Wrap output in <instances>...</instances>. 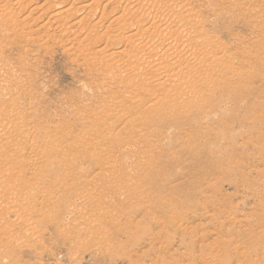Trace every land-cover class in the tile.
Wrapping results in <instances>:
<instances>
[{"label": "rangeland", "instance_id": "obj_1", "mask_svg": "<svg viewBox=\"0 0 264 264\" xmlns=\"http://www.w3.org/2000/svg\"><path fill=\"white\" fill-rule=\"evenodd\" d=\"M0 264H264V0H0Z\"/></svg>", "mask_w": 264, "mask_h": 264}, {"label": "bare ground", "instance_id": "obj_2", "mask_svg": "<svg viewBox=\"0 0 264 264\" xmlns=\"http://www.w3.org/2000/svg\"><path fill=\"white\" fill-rule=\"evenodd\" d=\"M87 24H88V23H87ZM88 25H89V24H88ZM186 60H187V61H190L189 55H186ZM200 66H201V65H200ZM193 67L196 68V67H198V66H197V64L193 63ZM196 69H197V68H196ZM196 69H195V70H196ZM199 69H200V68H199ZM199 69H198V70H199ZM198 70H197V71H198ZM211 70H212V68H211ZM179 73H182V75L185 74L183 71L181 72V70H179ZM232 82H233V84H235V83L237 82V80L232 81ZM146 105H148V104H146ZM151 105H152V104H151ZM151 105H149V107H150ZM153 107H154V106H153ZM153 107H152V110H153ZM133 115H134V114H133ZM135 117H136V116H135ZM129 119H130V118H129ZM142 119L145 120V116L142 117ZM146 119H147V118H146Z\"/></svg>", "mask_w": 264, "mask_h": 264}]
</instances>
